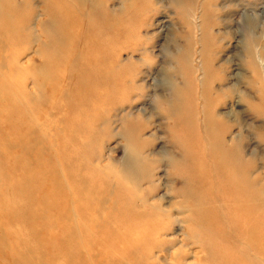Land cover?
Instances as JSON below:
<instances>
[{
	"label": "rangeland",
	"instance_id": "obj_1",
	"mask_svg": "<svg viewBox=\"0 0 264 264\" xmlns=\"http://www.w3.org/2000/svg\"><path fill=\"white\" fill-rule=\"evenodd\" d=\"M181 115L222 157L182 160ZM221 162L243 212L197 186ZM263 236L264 0H0V264H264Z\"/></svg>",
	"mask_w": 264,
	"mask_h": 264
},
{
	"label": "bare ground",
	"instance_id": "obj_2",
	"mask_svg": "<svg viewBox=\"0 0 264 264\" xmlns=\"http://www.w3.org/2000/svg\"><path fill=\"white\" fill-rule=\"evenodd\" d=\"M211 115L213 116L212 112L210 111V113H209L210 125H212ZM189 123H190L189 118L186 117L185 115H181L178 117L177 121L174 124V128L176 127L175 130L179 134H181V136L178 138V140H180V144L182 146V151H183L182 160L183 161H187V160L197 161L195 159L197 157L194 158L193 152L195 153L198 150L202 154L201 155L202 159H208L209 157L214 159L216 154H219L220 148H217V144H213L210 147V149H208V155H206L207 154L206 149H204L205 144L200 142V140L198 141L196 136L193 137L195 144H191V135L192 134H191V130L189 128ZM191 155H193V156H191ZM220 157H222V156L220 155ZM202 159H200V160H202ZM194 163H196V162H194ZM190 164L193 165V162H191ZM190 164H188L187 166H191ZM196 164H199V163L197 162ZM202 164H204V162H202ZM242 165H243L242 163L235 165L234 163L229 164V163H222V162L219 164V167L216 166L217 168H214L213 166H211V168H210V165H209V168L207 167L208 169L205 171L204 174H202V177H200V180H198L197 186L208 187V186H210L209 182L206 181L205 179H210L211 184H214V182H213L214 180H211V178L214 176H217L219 179V186L223 187L226 190L227 194H229V196L232 198L229 201L230 202L229 204H232L233 207L236 209V211L243 212L245 210V208L247 207L245 204V200L248 197L247 196V189H245L243 185L246 184L248 182V180L246 179V176L244 175V168ZM211 169L214 171L213 173L211 172ZM189 173L190 172L188 171V174ZM179 179H180V181L183 180L186 187L188 186V184H190V187H191V183H192V185H194V183H196V181H194L193 177H191V183L186 181L182 176H180ZM202 179H204V180H202ZM103 189H106V188H103ZM70 197H71V195H70ZM73 199H74V203L79 201V197L76 194H73ZM130 199H131V197H130ZM129 207H131V206H128L122 212L115 214L113 217L117 218V219H119V217H120V221L122 223H126V224L130 223L131 222V212H129ZM112 208L118 209V207L113 206V203L111 202V208H110L111 210L110 211H111V213H114ZM127 211H128L127 215L123 216V214L126 213ZM203 215H205L207 217L208 214L205 213ZM203 222H204V224L206 223L205 220H202L199 222L201 227L203 226ZM246 239H248V238H246ZM263 240H264V236H263ZM260 250L262 251V248H260Z\"/></svg>",
	"mask_w": 264,
	"mask_h": 264
}]
</instances>
